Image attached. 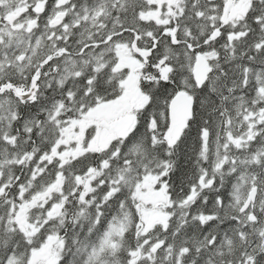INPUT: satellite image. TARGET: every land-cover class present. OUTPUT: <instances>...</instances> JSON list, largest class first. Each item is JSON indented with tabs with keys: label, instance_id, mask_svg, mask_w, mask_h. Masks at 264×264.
Listing matches in <instances>:
<instances>
[{
	"label": "snow or ice",
	"instance_id": "snow-or-ice-1",
	"mask_svg": "<svg viewBox=\"0 0 264 264\" xmlns=\"http://www.w3.org/2000/svg\"><path fill=\"white\" fill-rule=\"evenodd\" d=\"M0 264H264V0H0Z\"/></svg>",
	"mask_w": 264,
	"mask_h": 264
},
{
	"label": "trees",
	"instance_id": "trees-1",
	"mask_svg": "<svg viewBox=\"0 0 264 264\" xmlns=\"http://www.w3.org/2000/svg\"><path fill=\"white\" fill-rule=\"evenodd\" d=\"M191 143V142H190Z\"/></svg>",
	"mask_w": 264,
	"mask_h": 264
}]
</instances>
